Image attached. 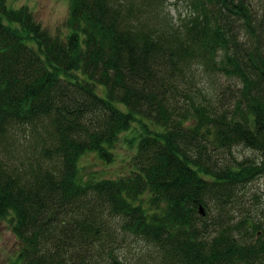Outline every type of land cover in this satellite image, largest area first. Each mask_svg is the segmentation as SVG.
<instances>
[{"label": "trees", "instance_id": "1", "mask_svg": "<svg viewBox=\"0 0 264 264\" xmlns=\"http://www.w3.org/2000/svg\"><path fill=\"white\" fill-rule=\"evenodd\" d=\"M162 2L70 0L54 35L0 0V220L19 264H136L116 232L147 263L264 264L240 207L264 173V0H182L151 21ZM134 123L128 173L81 178L78 158L112 160ZM20 139L29 159L6 160Z\"/></svg>", "mask_w": 264, "mask_h": 264}, {"label": "rangeland", "instance_id": "2", "mask_svg": "<svg viewBox=\"0 0 264 264\" xmlns=\"http://www.w3.org/2000/svg\"><path fill=\"white\" fill-rule=\"evenodd\" d=\"M162 3L161 6L156 5L155 8L152 7L156 15L151 17V21L157 23L166 20L176 22L179 16L182 17V15L186 13L182 0H163ZM6 4L13 9L21 5H26L33 12L36 21L51 34L65 35L70 31L65 25L70 7V0H6ZM131 127L132 128L127 132H123L116 142L112 160L108 161L101 158L95 152L89 151H86L78 158L81 178L88 179L90 175L98 179L116 178L128 173L129 162L136 152L139 138L138 124L134 123ZM130 136L132 137L131 141H127L125 137ZM28 145L29 143L26 142V139H20L15 145L14 153L8 155L6 160L10 158L9 160L15 163L19 162L20 159L22 161H27L29 159L27 151L29 148ZM235 154H237L239 159L257 157L258 155L257 152L251 149L241 148L235 149ZM251 194L253 196H251ZM241 203L243 206L240 207H250V209L254 211V216L259 219L258 221L264 228V173L247 185V190L242 197ZM115 234L117 239L121 240L119 252L125 255L128 260L136 264H153L147 263V261L150 262L151 256L153 258L155 256L151 255L153 253L152 250H146V247L143 244H139L137 241L131 240L128 243L129 238H126L120 232H116ZM122 238H126V240L123 241ZM19 248L20 241L11 230L8 216L0 220V264H19Z\"/></svg>", "mask_w": 264, "mask_h": 264}, {"label": "water", "instance_id": "3", "mask_svg": "<svg viewBox=\"0 0 264 264\" xmlns=\"http://www.w3.org/2000/svg\"><path fill=\"white\" fill-rule=\"evenodd\" d=\"M200 210H201V208H200Z\"/></svg>", "mask_w": 264, "mask_h": 264}]
</instances>
